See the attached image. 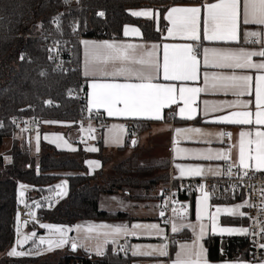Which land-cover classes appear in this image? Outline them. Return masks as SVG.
Segmentation results:
<instances>
[{
  "label": "trees",
  "instance_id": "obj_1",
  "mask_svg": "<svg viewBox=\"0 0 264 264\" xmlns=\"http://www.w3.org/2000/svg\"><path fill=\"white\" fill-rule=\"evenodd\" d=\"M187 0H0V142L13 137L6 153H0V264H131L133 256L107 246L104 253L94 255L71 244L61 248L24 256H10L13 244L15 189L19 182L39 187L51 184L61 177L68 181L67 195L45 211V221L73 226L81 219H99L111 214L99 209L102 193H118L130 197L136 186L153 187L166 183L165 164L139 165L135 151L109 170L107 152L98 141V151L85 152L57 149L40 140L37 151L23 137H15L19 128L14 120L20 117H39L43 120L75 122L86 111V101L79 102L66 93L86 82L80 71V44L77 36L91 38H122L125 24L138 26L145 39H157L154 22L132 16L128 9L142 6L158 8L160 25L166 8ZM103 13V15H100ZM57 40L72 45V67L57 69L51 61L46 44ZM23 57V59L21 58ZM80 111H82L80 113ZM137 132L144 126L135 121ZM41 130V128L39 129ZM127 139L116 149L136 150L137 144ZM100 159L102 166L89 172L85 160ZM62 171L78 173L61 174ZM236 219L223 218L224 222ZM19 247L27 248L23 238ZM25 243V244H24ZM210 261L251 260L247 235L217 236L205 239ZM30 250H34L31 248ZM62 252V253H60Z\"/></svg>",
  "mask_w": 264,
  "mask_h": 264
},
{
  "label": "crops",
  "instance_id": "obj_2",
  "mask_svg": "<svg viewBox=\"0 0 264 264\" xmlns=\"http://www.w3.org/2000/svg\"><path fill=\"white\" fill-rule=\"evenodd\" d=\"M217 0H187L185 2L175 3L166 8L162 18L164 25H160L161 14L158 8L153 6H142L128 9V12L135 17L143 19H151L154 22V31L159 33L157 39H145L141 29L133 24H125L123 27L122 38H91L83 37L80 44V71L81 76L86 82V110L101 111L104 116L108 119V123L105 126H97L92 123H85L81 127L72 126L69 121L53 120L56 124L64 125L62 133L47 130L45 123L43 122L41 130L26 132L24 128H19L16 132L18 137L23 136L28 143L31 145L35 143L36 149L40 140H44L48 143L53 144L60 150L65 151H76L81 147L85 152L95 153L98 151V141L100 140L107 152L117 153L120 160L129 157L133 151L137 154V164L149 166L156 164H165L167 168L168 177L172 175L176 179H187L190 177L200 176H219L223 173L222 163L224 160H229L234 165H239V133L250 132L251 136L245 139L255 140V133L257 130L264 131V125L255 124V112L256 108V77L264 75V69L256 68H245V69H228L220 68L211 63L204 64V48H215L221 51H232L236 52L240 49L247 51H261L264 50V25L256 24H243V0H241V24L238 33V39L234 41H208L203 39V25L204 18L207 14L206 5L215 3ZM200 7V36L199 41H190L180 35L169 36L168 30L173 27L172 22L168 19V13L173 7ZM147 11L150 15L147 16H136L133 12ZM131 30V28L139 29V35H124L125 28ZM256 31L262 35L257 37H250L247 33ZM83 41H116L124 44H136L142 45L146 48H151L152 45H157V58L161 64L163 62V46L169 45H181L186 43L193 44L196 49L197 57L200 61L198 68V78L192 81H166L161 73L156 81L161 84H174L177 91L175 95V103L166 105L161 109V116L163 119L155 120L148 119L142 116H109L107 109L104 107H92L90 104V82L91 77H85V56H84V44ZM211 55V54H210ZM254 63L264 62V57L254 56L252 57ZM111 70V68H109ZM218 75H247L251 76L252 79L249 83L248 90L244 95H237L234 90H224L222 88H213L211 77L213 74ZM205 74L208 75V83H205ZM111 79V78H109ZM119 82L124 81V77L116 78ZM133 82H135L133 78ZM183 86L185 88H203L205 91L196 93L194 95L185 93V99H181L179 94V88ZM187 100V103L185 102ZM207 101V105L205 104ZM239 101L240 103H237ZM123 105H117L122 107ZM215 107V111H213ZM180 108L195 109L191 114V118L180 115ZM174 112L172 116H169L168 111ZM249 111L252 113L253 123L249 125H237L225 121H220L217 117L229 116L233 112ZM125 120L137 121L144 126L141 132H137L132 141H136L137 148L133 150L126 148L122 151H116L117 148L125 145L126 136L125 130L119 127L114 128L113 126H122V122ZM177 129H182L177 133ZM199 129L200 131H189ZM228 132V136L225 137L221 133ZM231 134V135H229ZM147 135L148 138L153 139L154 147L150 154L144 152V145L141 143V136ZM15 136V137H16ZM119 136V142H116L114 137ZM17 138V137H16ZM13 137L7 138L8 141L5 144V139L0 142V153H6L13 143ZM131 141V142H132ZM4 145V146H3ZM254 149L255 144L251 145ZM96 149L92 151L90 149ZM131 150V151H130ZM187 150V151H184ZM130 151V153H129ZM143 151V152H142ZM221 153H227L228 158H217ZM211 156V159L207 157ZM119 160V161H120ZM94 162V163H90ZM254 167V162H250ZM85 165L89 172L99 169L102 166L100 159L90 157L85 160ZM177 165L183 166L186 170L190 167H201L204 169L202 175H183L180 174V168ZM264 170V169H261ZM72 174L71 172H67ZM78 173V172H74ZM62 174V173H61ZM66 174V173H63ZM168 180V179H167ZM166 187V183H158L153 187H142L136 186L131 189L130 197H125L118 193H102L99 195L98 206L99 209L111 214H120V216L99 218V219H81L75 222L70 227L73 236L72 242H76L81 251H86L94 255L97 254L95 248L98 244L102 245V254L104 253L107 246H112L114 249H118V240L125 237H134V239L127 243V253L133 256L131 264H171V261L175 259V255L180 251V244L186 243L191 244L199 232L197 227L194 231L192 227H182L179 231H172V223H180L199 225L203 223L205 225V234L201 239L200 243L203 244L207 252L205 245V239L208 235L213 234L217 236H230L227 233H219L218 231H212L211 215L215 213L217 207H233L241 204L243 207L240 211L244 215H229L221 213L218 217V225L220 227H232L247 229V208L244 202H214L208 198L207 201V212L203 219H197V210L199 207V201L202 198V193L195 195L190 201L187 207L178 208L177 210H185L186 215L183 220L176 214L173 213L172 219L168 226H165L159 221V210L157 206V200L160 193ZM223 218L236 219L232 222H224ZM125 225L129 230V234L109 235L107 237V243H104L105 237L103 233L109 231L108 229H100L97 232L89 233L87 231L89 225ZM136 224H157L162 229L161 235L153 234L149 235L145 229H133V225ZM81 226L78 232L76 226ZM135 231L136 234L132 235L131 232ZM172 234L176 237L170 245L167 243L166 238L168 234ZM231 235H247V232H236ZM163 244L168 245V256H159L158 254L152 256L145 255H133V252L137 250L139 246L140 251L148 250L147 246H160ZM209 264H261V261L251 260H220L210 261Z\"/></svg>",
  "mask_w": 264,
  "mask_h": 264
},
{
  "label": "snow or ice",
  "instance_id": "obj_3",
  "mask_svg": "<svg viewBox=\"0 0 264 264\" xmlns=\"http://www.w3.org/2000/svg\"><path fill=\"white\" fill-rule=\"evenodd\" d=\"M207 14L204 18L203 25V39L208 41H234L238 39V33L241 24V0H217L215 3L206 5ZM200 7H173L168 13V19L172 22L173 27L168 30L169 36L180 35L190 41H199L200 36ZM136 16L150 15L147 11L133 12ZM103 15V13H100ZM243 24L264 25V0H243ZM124 35H139V29L125 28ZM250 37L261 36L260 32L252 31L247 33ZM84 56H85V77H91L90 82V104L92 107H104L107 109L109 116H142L148 119L161 120V109L166 105L175 103L174 93L177 91L174 84H161L154 82L159 77L161 70L163 78L166 81H192L198 78V68L200 61L197 57L196 49L193 44L186 43L181 45L163 46V62L157 58V45H152L151 48H146L142 45L124 44L116 41H83ZM264 47V45H262ZM204 64L209 63L228 69H245L256 68L264 69V62L254 63L252 57H264V50L261 51H247L240 49L239 51H221L219 49H203ZM211 54V55H210ZM23 59V57H21ZM111 68V70H109ZM124 77L123 82H119L116 78ZM111 78V79H109ZM133 78L135 82H133ZM252 77L247 75H218L213 74L211 77L213 88H222L224 90H234L237 95H244L248 90L249 83ZM256 108L255 124L264 125V75L256 77ZM208 75L205 74V83L207 84ZM203 88H179L181 99H185V93L194 95L196 93L205 91ZM187 103V100L185 101ZM207 101L205 104L207 105ZM237 103H240L237 101ZM117 105H123L117 107ZM215 111V107L212 109ZM195 109L180 108V115L191 118L192 112ZM220 121H225L237 125H249L253 123L252 113L249 111L233 112L229 116L217 117ZM114 128L123 126H113ZM177 133L185 131L177 129ZM197 131L199 129L189 130ZM223 135V133H221ZM231 135V134H229ZM239 165L244 169L253 167L250 162H254L256 170L264 169V131L257 130L255 133V140L246 137L251 136L250 132L239 133ZM116 142H119V136L114 137ZM133 145L136 141H132ZM255 144L253 149L251 145ZM95 151L96 149H90ZM187 151V150H184ZM211 159V156L207 157ZM217 158H228L227 153H221ZM94 163V162H90ZM181 176L187 175H202L204 169L197 167H190L187 170L181 166ZM247 175V172H245ZM23 187V185L21 186ZM202 198L199 201L197 210V219L202 220L207 212V201L209 194L204 191L201 186ZM23 195V193H21ZM243 205L238 204L233 207H217L215 213L211 215L212 231L219 233H227L229 235L236 232H247V229L220 227L218 225V217L221 213L229 215H244L240 211ZM174 212L183 220L186 215V209L181 211L173 209ZM164 213L161 212V215ZM41 227L54 229L56 234L55 239L45 240L40 237V244L47 243L51 250L53 247L60 248L69 243L67 233L71 231L70 228H60L53 225H41ZM182 227H192L195 231L199 228L195 239L191 244H180V251L176 253L175 259L171 264H209L207 260V252L203 244L200 243L205 234V225L200 223L197 225L180 223H172V231L177 232ZM79 232L81 226H76ZM100 229H108L103 233L105 237L104 243H107L109 235L129 234V230L125 225H89L87 231L89 233L97 232ZM133 229H145L149 235L162 234L157 224H136ZM264 233V227L261 228ZM132 235L136 232L132 231ZM35 235V233H33ZM30 237H25V240ZM23 241L17 240V244ZM73 250H76L78 245L76 242L71 243ZM264 248V244L260 245ZM148 250L140 251L139 246L133 255L152 256L158 254L159 256H168V245L147 246ZM97 254H102V245L98 244L95 248ZM31 252L17 251L12 248L8 253L10 256H24L30 255ZM38 254V253H37ZM264 264V261L261 262Z\"/></svg>",
  "mask_w": 264,
  "mask_h": 264
},
{
  "label": "built area",
  "instance_id": "obj_4",
  "mask_svg": "<svg viewBox=\"0 0 264 264\" xmlns=\"http://www.w3.org/2000/svg\"><path fill=\"white\" fill-rule=\"evenodd\" d=\"M80 1V0H76ZM77 41L80 42L83 38L78 35ZM49 50L51 61L57 69L72 67L73 47L72 45L61 44L54 40L46 44ZM67 96L76 98L79 102L86 101L85 84L82 83L78 88L66 93ZM82 111H80L81 113ZM169 116L174 114L173 111H168ZM82 121L92 123L97 126H105L108 119L99 110L85 111L79 115L76 123L80 126ZM18 126L23 127L26 132L36 131L42 127L43 119L35 116L20 117L14 120ZM134 121L125 120L122 122L123 129L126 132L128 139H133L137 133V127ZM228 136V132L223 134ZM223 173L219 176H200L190 177L187 179H176L169 175L166 182V187L160 193L157 206L159 210V221L161 224L168 226L172 216L173 209L185 208L189 201L201 192V186L209 196L208 198L214 202H244L247 208V236L250 241V257L251 261H261L264 259V248L260 245L264 244V233L261 228L264 227V170H256L255 168L244 169L242 166L234 165L229 160H224L222 163ZM247 172V175H245ZM23 185V187H21ZM43 191L38 193L39 187L27 182H19L15 189V209L13 219V244L12 248L17 251L40 253L48 251L47 243L41 245L40 237L55 239L56 234L54 229L50 230L41 225H53L60 228H70L66 225L52 224L45 221V211L52 208L59 200L63 199L68 192V181L61 177L55 182L44 186ZM23 193V195H21ZM161 212L164 214L161 215ZM35 233V235H33ZM27 239V248L19 247L17 240H20V235ZM69 245L72 243L73 236L71 231L67 233ZM134 237H125L118 240V250L122 253L127 252V243L132 241ZM176 237L168 234L166 241L170 245ZM25 244V243H24ZM62 246V247H64ZM33 248L34 250H30ZM61 248V247H60ZM52 249H56L53 247Z\"/></svg>",
  "mask_w": 264,
  "mask_h": 264
},
{
  "label": "rangeland",
  "instance_id": "obj_5",
  "mask_svg": "<svg viewBox=\"0 0 264 264\" xmlns=\"http://www.w3.org/2000/svg\"><path fill=\"white\" fill-rule=\"evenodd\" d=\"M44 123H45V125H46V128H47V130H51V131H56V132H59V133H62V130H63V128H65V126L64 125H61V124H59V125H57L56 124V121H53V120H44ZM69 123H71L72 124V126H75V127H81V126H83L85 123H87V122H83L82 121V125H78L77 123H75V122H69ZM17 135V133L15 134V136ZM16 137H18V136H16ZM142 138H141V143L144 145V152H148V154H150V152L152 151V149H153V147H154V141H153V139H151V138H148L147 137V135H144V136H141ZM8 141L5 139V144L7 143ZM51 144V143H50ZM53 145V144H52ZM4 146V145H3ZM56 147V146H55ZM36 149V145H35V143H33L32 144V147H31V150L34 152L35 150L34 149ZM57 148V147H56ZM58 149V148H57ZM131 151V150H130ZM130 151H129V153H130ZM143 152V151H142ZM108 157H109V162L107 163V165H106V168L109 170V168L112 166V164L113 163H117L120 159H121V157H118V155H117V153L115 152V153H109V155H108ZM67 172H71V173H74V171H62V172H59V173H66V174H68ZM20 239L21 240H23V235L21 234L20 235ZM60 253H62V252H60Z\"/></svg>",
  "mask_w": 264,
  "mask_h": 264
},
{
  "label": "water",
  "instance_id": "obj_6",
  "mask_svg": "<svg viewBox=\"0 0 264 264\" xmlns=\"http://www.w3.org/2000/svg\"><path fill=\"white\" fill-rule=\"evenodd\" d=\"M134 141V140H133Z\"/></svg>",
  "mask_w": 264,
  "mask_h": 264
}]
</instances>
